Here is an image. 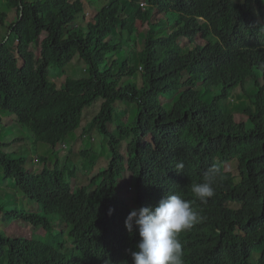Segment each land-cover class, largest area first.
<instances>
[{"label":"trees","instance_id":"16d2710c","mask_svg":"<svg viewBox=\"0 0 264 264\" xmlns=\"http://www.w3.org/2000/svg\"><path fill=\"white\" fill-rule=\"evenodd\" d=\"M6 2L17 19L6 29L0 13V111L28 134H14L19 149L5 151L11 131L0 123V169L38 208L0 194V224L20 220L45 233L0 231V264H133L140 238L124 225L130 209L118 185L125 171L138 208L180 194L202 217L180 234L183 264H264V0H109L95 13L81 0ZM138 19L146 28H137ZM185 37L190 47L157 56V45ZM130 41L140 45L137 66ZM77 55L86 76L60 84ZM238 87L248 99L247 123L226 104ZM118 101L135 109L129 121L115 110ZM108 123L129 140L126 158ZM92 130L104 138L106 166L87 184H71L76 160L61 165L56 148ZM210 169L215 195L202 203L191 188Z\"/></svg>","mask_w":264,"mask_h":264},{"label":"rangeland","instance_id":"374dc122","mask_svg":"<svg viewBox=\"0 0 264 264\" xmlns=\"http://www.w3.org/2000/svg\"><path fill=\"white\" fill-rule=\"evenodd\" d=\"M75 1V0H71ZM86 8L88 9V12L90 13H95V8L96 4L98 3L99 5H102L104 1H109V0H81ZM92 5L90 6V3ZM0 13H4V28L12 24L13 22L16 21L17 19V9L14 6H9L6 2V0H0ZM259 13L258 11H255V14ZM90 17V16H89ZM155 17L152 15L150 18ZM137 28L142 29L143 27L146 28V24L144 26L141 25V20L138 19L136 21ZM1 29V26H0ZM128 35V34H127ZM125 34V38L127 36ZM1 38V37H0ZM138 43L140 40L137 41ZM129 42L126 43L125 46H127ZM131 46H134V43L130 41ZM190 41L185 37V38H176L175 40L169 42V43H161L156 46V54L158 57L166 56L171 54L173 51H182L185 47H190L189 45ZM126 48V47H125ZM135 49V54L134 58L132 60L133 65H138V57H139V50H140V45L134 46ZM127 48L125 49V52H127ZM33 54L36 52L34 49H32ZM86 65L82 61V59L77 55L73 59L71 65L67 68L66 75H63L62 78L60 79V84L64 85L65 78L67 76L72 77V78H80L86 76V71H85ZM194 71H197V68H194ZM179 76L176 78L178 79ZM53 79V78H52ZM55 79V78H54ZM55 79L54 81H56ZM245 89L251 93L254 90L253 82L251 80L247 81ZM227 106L231 109H233V115L234 118L237 122H245L247 123L248 117L244 114V110L248 105V99L245 93L242 91L240 87H238L232 97L227 101ZM115 110L117 112L120 111H126L127 112V118L124 115L123 119L129 121V119L132 117V115L135 113V109L133 107H127L125 106L122 102L118 101L115 104ZM100 108V102H96L93 104V106L86 111L85 113V120L82 122V127L85 126L93 117V114H95L97 111H99ZM0 123L1 126L3 125L4 128L9 126V130L11 131V134L9 135L8 138L5 139V142L9 143L8 146H4L3 150L5 151H13V150H18L21 143L13 142L14 140V134L17 136H26L28 134V131L26 130L25 127L20 126L19 124H15V117L7 112L0 111ZM108 128L111 132L117 134L121 139H123L122 136L119 135V131L117 129L116 124L114 123H108ZM82 127L78 132L81 131ZM13 133V134H12ZM103 136L98 132V130H92L91 131V136L89 134H75L74 139H69L67 142H64L62 145H59L57 149V157L59 158L60 164L61 165H67L68 162L73 163V159L76 160L75 164L77 166V172L78 176L76 181L73 180L70 176L67 175L68 181L73 184L74 182H78V186L87 184L90 179L96 175L101 167L106 166V158L107 156H100V145L103 140ZM129 140L128 139H123L121 146H120V152L124 155V157H127L128 153V144ZM94 148V149H93ZM81 153H85V155H81ZM54 158V157H53ZM34 166L35 168L40 169L42 167L41 164H38L36 156H34L33 159ZM226 168L229 169L233 174H237V164L236 162H230L227 163ZM10 180H4V173L0 169V194L3 195L2 199L3 200H8L10 202H16L17 204L23 203L27 206L29 210L32 208H36L37 206H32L33 204L31 201L24 196L19 189L15 190L12 185L9 183ZM134 184V178L132 174L128 171H125L122 178L119 181V193L121 195H124L128 205H130V208L137 209V206L135 202H133V197H134V191H129L130 187H132ZM25 197V198H24ZM0 231L9 235V236H21V237H27V238H38L39 236L44 235L45 230L42 227L34 228L31 224L27 222H23L20 220H14L11 221L9 224H6L2 222L0 224Z\"/></svg>","mask_w":264,"mask_h":264},{"label":"clouds","instance_id":"9594fccd","mask_svg":"<svg viewBox=\"0 0 264 264\" xmlns=\"http://www.w3.org/2000/svg\"><path fill=\"white\" fill-rule=\"evenodd\" d=\"M183 168L184 164L178 163L176 173L181 174ZM216 174V169H210L202 182L192 185V193L202 203H207L215 195L213 184ZM133 187L134 184L129 191H133ZM128 206L130 212L124 221L125 229L129 234L138 232L140 238L136 250L130 251L133 264H183L180 234L191 230L202 220L191 202L180 194H172L164 196L156 206L138 208L136 204L137 209L133 210ZM112 211L109 209V214Z\"/></svg>","mask_w":264,"mask_h":264},{"label":"built area","instance_id":"2783aa9c","mask_svg":"<svg viewBox=\"0 0 264 264\" xmlns=\"http://www.w3.org/2000/svg\"><path fill=\"white\" fill-rule=\"evenodd\" d=\"M146 4V3H143V5Z\"/></svg>","mask_w":264,"mask_h":264},{"label":"water","instance_id":"95a60500","mask_svg":"<svg viewBox=\"0 0 264 264\" xmlns=\"http://www.w3.org/2000/svg\"><path fill=\"white\" fill-rule=\"evenodd\" d=\"M21 13V12H20ZM21 15V14H20Z\"/></svg>","mask_w":264,"mask_h":264}]
</instances>
